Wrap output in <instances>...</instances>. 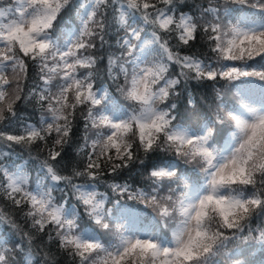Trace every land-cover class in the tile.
Returning a JSON list of instances; mask_svg holds the SVG:
<instances>
[{
    "label": "snow or ice",
    "instance_id": "obj_1",
    "mask_svg": "<svg viewBox=\"0 0 264 264\" xmlns=\"http://www.w3.org/2000/svg\"><path fill=\"white\" fill-rule=\"evenodd\" d=\"M184 6L0 0V264L264 253V0Z\"/></svg>",
    "mask_w": 264,
    "mask_h": 264
},
{
    "label": "trees",
    "instance_id": "obj_2",
    "mask_svg": "<svg viewBox=\"0 0 264 264\" xmlns=\"http://www.w3.org/2000/svg\"><path fill=\"white\" fill-rule=\"evenodd\" d=\"M5 2H7V0H5ZM206 3V0H185V6L181 9V11L184 12H193L194 11V5H198V4H203ZM184 54H189L187 53V51H184ZM106 63V61H105ZM101 75H103V69H104V65L101 64ZM174 71V69H173ZM221 84H217L215 85V88H221ZM190 90L192 92L193 98L196 102L197 107L200 106H206L205 102L207 101V104H211L212 99L215 95L214 91H213V86L210 82H204V83H200V82H196V81H192L191 85H190ZM234 93V90H233ZM187 101V93H184L181 100L179 101V106L181 109V112H184V110L186 108H190L191 106L188 105L186 103ZM25 115H28L31 117L30 122L31 123H36L37 120L39 119V109L35 108L33 109L31 106H28L27 111L25 113ZM81 127V126H78ZM79 131L77 132V135H79ZM21 149L19 147H17L15 149V153H20ZM13 154L12 158L17 156L16 154ZM33 154H36V150H33ZM23 156L26 158V160H28V156L27 153H24ZM44 156L43 154H41V159H43ZM0 160H3L4 163H7L8 161L6 159H4L2 156H0ZM36 167V163L35 162H30L28 165L29 170L31 171L32 169H34ZM142 185H137V187H141ZM56 193H54L55 195ZM130 204L133 202H129ZM110 206V205H109ZM0 207H4L6 211H9L10 209L8 208V206L5 204L4 200L2 198H0ZM140 208H143L144 205H139ZM150 211V210H149ZM257 224H259V221H257ZM53 251H55V249H53ZM264 258V253H261V251L259 250V247L256 248L255 250V255L253 257V259L256 261V264H259V262ZM61 260V264H64V258L60 257Z\"/></svg>",
    "mask_w": 264,
    "mask_h": 264
}]
</instances>
